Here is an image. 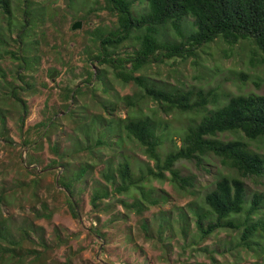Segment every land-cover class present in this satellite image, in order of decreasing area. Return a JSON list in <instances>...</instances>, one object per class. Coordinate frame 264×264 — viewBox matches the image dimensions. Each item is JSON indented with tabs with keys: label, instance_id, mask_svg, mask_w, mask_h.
Here are the masks:
<instances>
[{
	"label": "rangeland",
	"instance_id": "obj_1",
	"mask_svg": "<svg viewBox=\"0 0 264 264\" xmlns=\"http://www.w3.org/2000/svg\"><path fill=\"white\" fill-rule=\"evenodd\" d=\"M146 8V0L134 6L136 12ZM26 17L32 25L24 35ZM77 22L82 27L73 30ZM183 23L187 31L193 29L192 18ZM117 26L118 18L105 0H12L9 16L0 7V264H264V251L236 248L240 232L220 230L203 239L197 228L195 212L204 206L205 195L220 176L235 175L219 158L208 155L201 164L176 163L174 169L193 182L185 189L169 172L164 180L149 177L126 194L115 193L107 181L106 174H114L124 161L136 180L148 169L157 170L145 149L127 134L122 119L159 120L163 160L182 146L185 129L201 118L197 113L166 114L153 101H140L143 94L135 84L121 83L107 65L93 60L96 35ZM160 34L165 41L180 40L172 25L161 28ZM138 47L131 40L116 54ZM21 51L26 62L16 58ZM259 58L248 41L229 46L217 39L196 58L152 64L139 75L161 86L213 89L224 103L228 95H264ZM96 73L102 74L101 82ZM90 74L95 90L76 102L66 99L68 89ZM127 96L138 104H128ZM18 99L27 106L26 115ZM53 118L55 125L43 134L40 124ZM99 138L105 143L99 145ZM251 148L264 154V141ZM34 168L38 175L30 172ZM83 168L87 172L78 178ZM64 170L65 180L74 184L78 219L59 184ZM246 186L250 196L264 195V177L247 179ZM105 191L110 197L95 209L94 195ZM136 201L144 204L141 214L122 203ZM258 218L264 219V205Z\"/></svg>",
	"mask_w": 264,
	"mask_h": 264
},
{
	"label": "trees",
	"instance_id": "obj_2",
	"mask_svg": "<svg viewBox=\"0 0 264 264\" xmlns=\"http://www.w3.org/2000/svg\"><path fill=\"white\" fill-rule=\"evenodd\" d=\"M108 9L117 16L118 26L110 33L96 35L97 55L93 60L101 65H107L116 79L123 84H135L142 91V98L153 101L162 112L197 113L200 121L190 124L184 131L182 146L170 152L162 160L158 152L164 140L159 132L161 122L146 117H128L121 123L127 134L134 138L144 149L146 155L155 162V169H148L147 174L136 176L129 162L124 161L114 170V174H106V179L114 186L117 194H126L149 177L164 180L165 173L171 174L172 181L181 189L193 186L189 177L181 176L174 167L182 160L203 162L204 157L213 155L234 174L220 176L214 188L204 197V206H199L197 228L202 238L220 230L240 232V240L236 248L264 251V219H254L259 215L264 205V195L248 194L246 180L264 177V154L254 151L252 143L264 141V95H232L221 103L222 97L213 89H180L171 86H161L139 73L152 64H166L170 60H187L199 56V51L217 39L223 40L229 46L240 42L252 43L264 65V0H146L147 8L136 12L134 6L143 0H105ZM26 3V2H25ZM0 7L5 15L12 14V0H0ZM29 9V5H27ZM192 18V30L184 28L183 21ZM30 21L22 28L24 35L29 31ZM32 25V24H31ZM172 25L179 41H165L161 38L160 29ZM34 26V25H33ZM20 39L23 35H19ZM135 40L139 47L133 52L116 54V50ZM21 51L20 58L23 59ZM25 58V57H24ZM138 74V75H137ZM102 74L96 73V81L102 80ZM94 75H87L84 82L75 88L68 89L66 99L76 102L78 96L94 91L92 87ZM16 96V94H13ZM128 104L135 106L138 102L132 97L125 98ZM18 103L28 113V108L18 99ZM209 105L213 108H209ZM53 118L44 126L43 134H48L55 125ZM231 136L230 139L223 137ZM27 143L30 138L27 137ZM32 143H36L33 142ZM99 145L104 144L100 138ZM54 163L51 167L56 166ZM38 175L36 168L30 170ZM64 170L59 184L65 188L71 214L80 218L79 207L74 202V184L65 180ZM87 172L81 169L79 177ZM110 193L97 192L93 199L95 209L100 202L109 198ZM146 200L147 197L143 195ZM141 214L144 209L142 202L136 201L127 206ZM156 203V201H152ZM244 220L241 221V217ZM99 239L102 237L97 234ZM260 258H263L260 256Z\"/></svg>",
	"mask_w": 264,
	"mask_h": 264
},
{
	"label": "water",
	"instance_id": "obj_3",
	"mask_svg": "<svg viewBox=\"0 0 264 264\" xmlns=\"http://www.w3.org/2000/svg\"><path fill=\"white\" fill-rule=\"evenodd\" d=\"M82 27V24L81 22H77L73 25V30H78V29H81Z\"/></svg>",
	"mask_w": 264,
	"mask_h": 264
}]
</instances>
